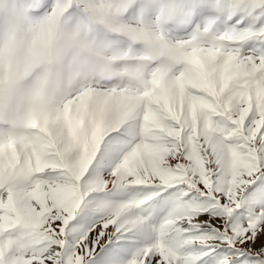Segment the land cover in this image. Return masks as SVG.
I'll return each mask as SVG.
<instances>
[{
  "label": "snow or ice",
  "instance_id": "6c2138e0",
  "mask_svg": "<svg viewBox=\"0 0 264 264\" xmlns=\"http://www.w3.org/2000/svg\"><path fill=\"white\" fill-rule=\"evenodd\" d=\"M0 264H264V0H0Z\"/></svg>",
  "mask_w": 264,
  "mask_h": 264
}]
</instances>
